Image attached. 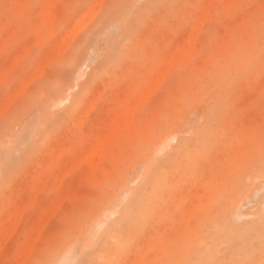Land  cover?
<instances>
[{
  "label": "rangeland",
  "instance_id": "1",
  "mask_svg": "<svg viewBox=\"0 0 264 264\" xmlns=\"http://www.w3.org/2000/svg\"><path fill=\"white\" fill-rule=\"evenodd\" d=\"M46 1L0 0V230L30 207L2 235L0 264L67 251L58 264H264V0H52L45 23ZM126 97L144 102L130 138L89 177L95 133ZM59 173L78 190L45 225ZM36 218L43 235L26 245Z\"/></svg>",
  "mask_w": 264,
  "mask_h": 264
},
{
  "label": "bare ground",
  "instance_id": "2",
  "mask_svg": "<svg viewBox=\"0 0 264 264\" xmlns=\"http://www.w3.org/2000/svg\"><path fill=\"white\" fill-rule=\"evenodd\" d=\"M50 1H51V4H49L50 3ZM54 1H56V2H58V1H60V0H54ZM53 1V2H54ZM209 2H210V0H208ZM214 1V3H212ZM226 1V0H225ZM52 2V0H48V1H46V3L43 5V6H45V5H47L48 6V8H47V6H45L46 7V10L44 9L45 7H43V9L45 10V14H44V16H45V18L47 19H44V21H45V23H47L46 21H50V20H48V19H50L52 16H53V18H55L56 19V15H54L53 13L54 12H56L55 10L56 9H54L55 8V2L53 3ZM100 2H102V1H100ZM212 2H210L211 3V5H212V7L213 8H216L221 2H223V0H212ZM29 3V2H28ZM49 5H48V4ZM205 3H206V6H207V4H208V2L207 1H205ZM210 3L208 4V8L209 9H211V7H210ZM97 4H99V3H97ZM101 4V3H100ZM59 5V4H58ZM94 7L93 8H96L95 7V5H93ZM97 6H99V5H97ZM227 6V5H226ZM92 7V6H91ZM91 7L88 9V10H90L91 9ZM99 8H100V6H99ZM205 8V7H204ZM207 8V9H208ZM226 8V7H225ZM42 9V10H43ZM60 9V8H59ZM39 10V9H38ZM87 10V11H88ZM91 10H94V9H91ZM87 11H85V13H87ZM203 11H205L204 13H203V16H205V15H207V11L206 10H203ZM210 11V10H209ZM59 13L61 12V10H59L58 11ZM94 12H97V11H90V14H84L85 16H81V19H83L82 17H84V21H82L81 22V24L83 25L82 27L84 28V25H86L87 23H86V21L88 20L89 21V19H90V15L91 14H93ZM59 13H57V14H59ZM88 13H89V11H88ZM206 13V14H205ZM205 14V15H204ZM211 14L213 15V11L211 12ZM60 15V14H59ZM89 16V17H88ZM94 16H95V13H94ZM94 16H92L93 18H94ZM202 16V18H201V16H200V18L201 19H207V17H208V15H207V17L206 18H204ZM92 17H91V19H92ZM52 18V19H53ZM86 18H89V19H86ZM51 19V20H52ZM55 19L53 20V21H55ZM90 19V20H91ZM79 20V19H78ZM43 21V22H44ZM81 21V20H80ZM56 22V21H55ZM54 22V23H55ZM84 22V23H83ZM201 22V21H200ZM200 22H199V25H200ZM202 22L204 23V21L202 20ZM201 22V23H202ZM53 23V22H52ZM51 23V24H52ZM53 23V24H54ZM78 23V25L79 26H77V27H81L80 26V24H79V21L77 22ZM89 23V22H88ZM202 23V24H203ZM50 24V28H53V27H51V26H53V24L51 25ZM41 25V24H40ZM75 25H76V23H75ZM74 25V26H75ZM199 25H197L198 26V30H199ZM71 26V25H70ZM40 27V26H39ZM202 27H204V25H200V28L201 29H203ZM229 27H230V24H229ZM72 28V27H71ZM83 28H80V30L81 29H83ZM75 30H76V26H75V28H74ZM188 29H190V28H188ZM200 29V30H201ZM39 29H38V27H37V31H38ZM74 30V31H75ZM195 30H197V29H194V32H196V33H198V32H200V30L197 32V31H195ZM50 31V33H51V29L49 30ZM71 31H73V30H71ZM76 32H79V29H78V31L76 30ZM74 34V33H73ZM50 35V34H49ZM77 35V34H76ZM194 35H195V33H194ZM6 36V35H5ZM74 36V35H73ZM192 36H193V34H192ZM66 37H70L71 38V36H66ZM41 39H42V37H40ZM196 38H197V35H196V37H194L193 36V40H194V43H195V40H196ZM1 40V39H0ZM69 40V39H68ZM179 40H181V39H179ZM193 40L190 42V45L189 46H187V47H184V48H182V44H181V51L183 52L181 55L182 56H184L185 55V53L187 52V51H190L191 50V48L192 49H195V48H193L195 45L193 44L192 45V43H193ZM3 43L4 42H6V41H2ZM1 42V44H3ZM60 42V41H59ZM65 42H67L66 40H65ZM185 43V42H184ZM61 44V43H60ZM69 44H70V42H69ZM180 44V43H179ZM30 46V48H31V46H32V44H30L29 45ZM60 47V46H59ZM28 48L29 47H27V50H28ZM0 49H2V47H1V45H0ZM10 50V49H9ZM30 50V49H29ZM60 50V49H59ZM59 50H57V52L59 51ZM1 51V50H0ZM21 52H23V51H21ZM20 52V53H21ZM29 52V51H28ZM17 53H19L18 51H17ZM20 53H19V55H20ZM24 53V52H23ZM21 53V55L20 56H25L26 54L24 53ZM19 55H17V56H19ZM178 55H179V53L177 54V56L176 57H178ZM20 56L18 57V59L20 58ZM181 56V57H182ZM52 57V56H51ZM168 57H170V56H168ZM175 57V58H176ZM179 57H180V55H179ZM41 59V58H40ZM168 59H170L171 60V57L170 58H168ZM88 60V59H87ZM176 60H178L177 58H176ZM17 61H19V60H17ZM178 61H180V60H178ZM20 62V61H19ZM18 62V63H19ZM39 62H40V60H39ZM48 62H50V61H48ZM47 62V63H48ZM168 62H170L169 60H167V63ZM9 63V62H8ZM88 63V62H87ZM90 63V62H89ZM166 63V64H167ZM42 64V63H41ZM40 64V65H41ZM91 64V63H90ZM165 64V65H166ZM14 65H17V64H14ZM44 65V64H43ZM89 65V64H88ZM39 66V65H38ZM170 65L169 64H167V69H168V71H166L165 70V68H166V66H163L162 68H163V70H160L159 72H160V76L161 77H159L158 78V80L156 79L157 78V76L159 75V72H158V75L155 77L154 76V78H155V80H154V78H153V80H151V81H153L152 83L155 85L154 86V88L155 89H158L160 86H161V84H162V82H163V80H164V78H165V76L167 75V73L169 72V67ZM10 67V66H9ZM14 67V69H15V66H13ZM13 67H11L10 69H12ZM42 68H43V66H41ZM169 67V68H168ZM161 68V69H162ZM38 69H40L39 67H38ZM41 70V69H40ZM44 70V69H43ZM43 70H42V72H43ZM165 70V71H164ZM81 71V70H80ZM161 71H163V72H161ZM7 73H6V76H7V74H8V72H9V70L8 71H6ZM83 72V71H82ZM82 72H80V74H79V71H78V74L81 76V78H82ZM40 73V72H39ZM5 74V73H4ZM4 74L2 75V80H3V76H4ZM30 74V73H29ZM28 74V75H29ZM77 74V75H78ZM9 75V74H8ZM38 75V74H37ZM40 75H41V73H40ZM30 77H31V75H30ZM30 77L29 76H27V78L29 79V81H30ZM33 77V76H32ZM5 78V77H4ZM81 78H78L77 80L75 79V81H79ZM83 78H84V76H83ZM6 79V78H5ZM24 80H26V77H25V79ZM157 80V81H156ZM28 82V81H27ZM57 82V81H56ZM76 82V83H77ZM156 82V83H155ZM23 83V82H22ZM58 83V82H57ZM24 84V83H23ZM22 85V84H21ZM149 85H152L151 84V82L149 83ZM153 86V85H152ZM152 86H150L151 88H150V90L149 89H147V90H149V91H145L144 92V95L146 94V92H148V94L150 93V91H152L153 89V87ZM17 86H14V88H16ZM23 87V86H22ZM147 88H149L148 86H146ZM18 89V88H17ZM16 89V90H17ZM152 89V90H151ZM15 90V91H16ZM14 91V89H13V92L16 94V96L18 95V92L16 93ZM154 92V91H153ZM153 92H151V93H153ZM11 93H12V91H11ZM15 94L13 95V97L15 96ZM122 94V93H121ZM146 95V99L145 100H148V98H147V96H149V95ZM144 95H143V93H142V96L144 97ZM151 95V94H150ZM12 95H10L9 97H11ZM97 96V95H96ZM8 97V98H9ZM16 98V97H15ZM121 98V97H120ZM6 99H7V96H6ZM97 99V98H96ZM166 99V98H165ZM10 100V99H9ZM7 101L9 104L11 103L12 104V102H10V101ZM12 100V99H11ZM70 100V97L68 96V97H66V98H64L62 101H64V102H68ZM13 101H15V100H13ZM62 101H60L61 103H62ZM132 100L129 98V97H126V98H124V99H122L120 102H119V104H117V106H116V110H115V113H114V115L108 120V122H107V127H106V129H104V131H97L96 133H95V136H96V142H95V147H94V149H93V151H92V154L91 155H89L88 157H86V162H88L89 163V173H88V176L90 177V176H95V174H96V172H97V170L98 169H100V166H101V163H102V161L104 160V159H106L109 155H110V153H111V151H112V149H114V147L117 145V143H120V142H122V141H127L129 138H130V133H131V131H132V126H133V124H134V122L136 121V115H137V112H138V110L140 109V108H142L143 106H144V102L141 100H139L140 102H137V99H136V103H135V101L133 102H131ZM5 102V101H4ZM7 103V104H8ZM92 103V102H91ZM94 103V102H93ZM58 104V103H57ZM60 104V103H59ZM4 105V104H3ZM7 106V105H6ZM9 106V105H8ZM93 106V108H94V105H92ZM54 107H56V105L54 106ZM1 108H2V106H1ZM0 108V109H1ZM4 108H6V107H4ZM8 108V107H7ZM56 108H58V106L56 107ZM92 108V109H93ZM54 109V108H53ZM0 114H1V112H0ZM141 120V119H140ZM81 124V126H83V124L82 123H80ZM82 129V128H81ZM96 131V130H95ZM52 135V134H51ZM93 140V139H92ZM167 140V139H166ZM94 142V141H93ZM92 142V143H93ZM91 143V144H92ZM164 144V143H163ZM94 146V145H93ZM159 146H162V145H159ZM90 147V146H89ZM165 147H163V148H161L160 150L162 151V149H164ZM161 151H159L158 153H160L161 154ZM63 152V151H62ZM85 153L87 152V151H84ZM164 152V151H163ZM80 153V152H79ZM85 153H83V154H85ZM56 154H58L57 152H56ZM89 154V153H88ZM131 155V154H130ZM84 157V156H83ZM57 158V157H56ZM54 159V158H53ZM59 159V158H58ZM58 159H56V160H58ZM79 159V158H78ZM73 160V159H72ZM53 162H56L55 161V159H54V161ZM77 162V161H76ZM51 164V163H50ZM58 164V163H57ZM63 167H65V166H63ZM67 167H69V165L67 166L66 165V168ZM171 167V166H170ZM39 168V167H38ZM84 169V168H83ZM63 170V169H62ZM61 170V171H62ZM41 171H42V169H41ZM58 171V170H57ZM161 171V170H160ZM162 172V171H161ZM39 173V172H38ZM63 173H65L66 174V171L65 172H63ZM37 174V173H36ZM65 174L63 175H61L60 173H59V175H61L60 176V180L58 181V183H57V185H56V198L58 199H53L54 201H55V203L56 202H58L59 201V199H61V200H63L64 201V199H66L69 195H70V197L71 196H73V197H71L72 198V200L73 199H75V197L74 196H76V193L74 194V192H71V190L73 191V190H78V188H69L68 189V186H64V184H63V179L62 178H64L63 176H65ZM85 173H83V175H84ZM56 175V174H55ZM59 175H58V177H59ZM86 176V175H85ZM84 177V176H83ZM57 178V177H56ZM81 178H82V176H81ZM86 179V178H85ZM85 179L83 180V181H85ZM8 180L9 179H7V182H8ZM71 180V179H70ZM69 180V181H70ZM77 180V179H76ZM78 180H79V178H78ZM248 180H249V178H248ZM258 180V179H257ZM82 181V182H83ZM82 182H81V184H82ZM86 182V181H85ZM66 183H68L67 182V180H66ZM65 183V185H68V184H66ZM70 183V185L69 186H71L72 185V183H74V181L73 180H71V182H69ZM78 184V183H77ZM76 184V185H77ZM76 185L74 184V186L76 187ZM73 186V185H72ZM34 187H37V186H33V188ZM77 187H79V186H77ZM40 188V187H39ZM38 188V189H39ZM35 189H37V188H35ZM77 190H76V192H77ZM87 190V189H86ZM85 190V191H86ZM84 191V192H85ZM36 193V192H35ZM34 193V194H35ZM71 193H73V195L71 194ZM39 194V193H38ZM37 194H35V196H36ZM130 195V194H129ZM30 196H33V198H34V195H30ZM29 196V197H30ZM37 197V196H36ZM59 197V198H58ZM125 197V199L127 198V194L124 196ZM31 198V200L34 202V199H32V197H30ZM29 198V199H30ZM52 198H55V195H52V197L49 199V200H52ZM26 199V198H25ZM22 200H23V198H22ZM30 200V201H31ZM51 201V202H49L48 204L50 205V207H52L51 209H48L49 208V205L46 203V202H48V200L47 201H45V203H44V207H46V208H43V206H42V210H45V216L43 215V214H41V216L43 215L44 216V219L46 220V221H44V219H41L40 218V220H37V219H39V218H36L35 220H37V221H39V224H34V225H36V227L39 229V225H40V227H41V225H42V228L41 229H39V231H37L38 229H36L35 227V229H36V232L35 233H37V235H35L34 233H33V236H31L32 234V232L33 231H35V229H32L31 230V235H30V242H31V237H33V239H35V236H37V238L39 239L42 235H43V222H41V221H44V223H45V225H47L46 224V222L48 221V220H50L49 219V217L51 218L52 217V211L53 210H55L56 209V207H60V205L58 206V204L55 206V203H53L54 201ZM123 200V199H122ZM24 201V200H23ZM31 201V203H33ZM62 201V202H63ZM126 201V200H125ZM61 201H59L58 203H62ZM23 203H25V202H23ZM27 203V202H26ZM25 203V204H26ZM67 203V202H66ZM18 205H19V207H18V205H17V207H16V210H18L19 211V208H21L20 210H22V212L20 211V213L16 216V213L18 212V211H15V209L13 208L12 210H14L15 212H8L9 214H11L10 215V217H9V221H8V224L6 225L5 223H4V228L2 229L1 228V230H0V234H1V236H0V240H1V238H2V235H3V237L5 238H3L5 241H8V239H9V235H10V237H11V235H12V233H15V229H16V227H17V225L16 224H18L19 223V221H21V219L24 217L23 215H24V208H25V210H26V207H27V210L30 208L29 207V205H28V203L26 204V205H28V206H25V205H23V206H25V207H23L22 208V203L20 202V203H17ZM51 204H53V205H51ZM48 205V206H47ZM31 206V205H30ZM53 206H54V209H53ZM67 206H69L68 204H66V207ZM198 206V205H197ZM29 207V208H28ZM71 207V206H70ZM50 211V213H48V211ZM56 211V210H55ZM55 211H53V213L55 212ZM241 211V210H240ZM240 211L238 212L237 210L235 211V215L237 216L236 218H239L240 219V221L243 219H241L239 216H240ZM190 212H193V211H190ZM7 212H6V214L7 215H9ZM13 213V214H12ZM41 213V212H40ZM194 213V212H193ZM38 216H39V214H38V212L36 213ZM55 214V213H54ZM63 214V213H62ZM117 214V213H116ZM115 215V214H114ZM243 215V214H242ZM241 215V216H242ZM37 216V217H38ZM167 216V215H166ZM245 216V215H244ZM36 216L34 215V218H35ZM191 217H192V215H191ZM190 217V218H191ZM249 217H253V216H249ZM248 217V218H249ZM43 218V217H42ZM169 218V217H168ZM247 218V219H248ZM239 219H237V221L239 220ZM245 219V218H244ZM150 220V219H149ZM190 220V219H189ZM56 221V220H55ZM57 222V221H56ZM104 221L102 220V221H100V222H98V223H95V228L97 227V226H100L102 223H103ZM48 223V222H47ZM59 223V222H58ZM57 223V224H58ZM189 223L190 222H188V226H189ZM6 225V226H5ZM11 225H13V227H14V225H16L15 226V229H13L12 228V230H14V231H11L10 229L11 228H9ZM215 226V225H214ZM21 229V228H20ZM17 231H18V229H17ZM99 231V230H98ZM163 232V231H162ZM11 233V234H10ZM116 233V232H115ZM114 233V234H115ZM125 233V232H124ZM45 234V233H44ZM96 236H97V233L95 232L94 233ZM114 234L112 235L113 237H114ZM94 235V236H95ZM116 235H118V234H116ZM15 236V235H14ZM46 236V235H45ZM124 236H126V234L124 235ZM7 237H8V239H7ZM127 237V236H126ZM36 238V239H37ZM36 239H35V243H36ZM117 239V238H116ZM153 239H154V237H153ZM3 240V241H4ZM161 240V239H160ZM3 241L0 243V250H1V247H2V243H3ZM34 241V240H33ZM32 241V242H33ZM39 241V240H38ZM29 242V241H28ZM28 242H27V244L26 245H35L34 243L32 244V242L30 243L29 242V244H28ZM88 242H91V240H89ZM5 243V242H4ZM78 244V243H77ZM26 245L24 246V248L26 247ZM154 245H155V243H153V247H154ZM4 246V245H3ZM34 247V246H33ZM33 247H32V249H33ZM73 247V246H72ZM153 247H151V248H153ZM23 248V249H24ZM70 248V247H69ZM21 250L22 252L24 251V254H21V257H22V255H27L28 256V254H30V251H32V249H31V246H30V248H28L27 247V249H25L26 251H27V254L25 253V250ZM67 250H69V249H67ZM70 250H71V248H70ZM76 251V250H75ZM67 252H69V251H67ZM66 252V256H67V254L70 256V254L69 253H71V252H69V253H67ZM72 252H74V250H72ZM146 254V253H145ZM19 255H20V253H19ZM18 255V256H19ZM71 255H72V253H71ZM73 255H76V254H73ZM101 255H102V253H101ZM18 256H16V261L18 260ZM24 256V257H25ZM69 256L68 257H65V255H64V257H63V259H59V260H56L55 262H52L51 264H58V263H60V262H62V261H64L65 262V260H66V262H67V260H68V258H69ZM79 256V255H78ZM139 256V255H138ZM71 257V256H70ZM145 257V256H144ZM143 257V258H144ZM27 258V257H26ZM25 258V259H26ZM67 258V259H66ZM139 258H140V256L137 258L138 260H139ZM65 259V260H64ZM73 259H75L74 257H73ZM73 259H72V261H73ZM75 260H77V259H75ZM74 260V261H75ZM138 260H137V262H138ZM144 260V259H143ZM14 261H15V259H14ZM15 261V262H16ZM20 261V260H19ZM18 261V262H19ZM23 261H25V260H23ZM69 261H71V260H68V262ZM73 261V262H74ZM18 262H16L17 264H19ZM136 263V262H135ZM139 263V262H138ZM22 264V263H21ZM24 264V263H23ZM130 264V263H129ZM137 264V263H136ZM141 264V263H140Z\"/></svg>",
  "mask_w": 264,
  "mask_h": 264
}]
</instances>
